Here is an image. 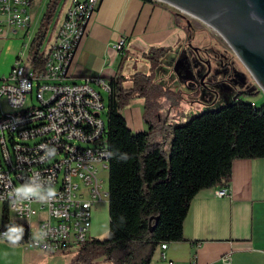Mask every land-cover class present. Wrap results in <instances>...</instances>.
I'll use <instances>...</instances> for the list:
<instances>
[{
    "label": "built area",
    "instance_id": "2783aa9c",
    "mask_svg": "<svg viewBox=\"0 0 264 264\" xmlns=\"http://www.w3.org/2000/svg\"><path fill=\"white\" fill-rule=\"evenodd\" d=\"M99 1L70 0L45 65L33 71L32 56L21 53L9 74L0 79V205L8 217L14 214L23 221L9 218L25 230L14 246L50 255L75 253L93 239L96 206L107 200L108 207L103 174L109 169L110 150L98 90L109 94V82L102 77L66 82ZM31 5L30 0H0V38L29 28ZM126 46L127 38L122 36L114 49L121 53ZM33 96L40 111L26 105ZM2 102L11 112L2 109ZM41 145L54 148L55 155L46 157ZM36 175L52 178L55 199L42 203L32 198L14 206L10 193ZM216 196L229 197V187L219 188ZM6 231L0 223V242L10 244L3 236ZM166 250L167 243H161L153 264H175L166 257ZM190 264H196L195 257Z\"/></svg>",
    "mask_w": 264,
    "mask_h": 264
},
{
    "label": "trees",
    "instance_id": "16d2710c",
    "mask_svg": "<svg viewBox=\"0 0 264 264\" xmlns=\"http://www.w3.org/2000/svg\"><path fill=\"white\" fill-rule=\"evenodd\" d=\"M153 3L152 0H141ZM32 3L33 0H30ZM59 0H48L28 52L32 70L41 69L48 54L42 51ZM177 17V15H174ZM167 48H151L143 55L153 73L117 75L109 81L107 143L108 235L86 240L68 264H153L161 243L183 240V221L195 195L225 187L236 160L264 159V106L255 108L238 100L192 116L172 130L170 155L151 143L152 118L161 101L172 92L155 80L154 71ZM134 100L143 103L146 132L133 134L122 116ZM1 226H13L5 208Z\"/></svg>",
    "mask_w": 264,
    "mask_h": 264
},
{
    "label": "crops",
    "instance_id": "0c3cea01",
    "mask_svg": "<svg viewBox=\"0 0 264 264\" xmlns=\"http://www.w3.org/2000/svg\"><path fill=\"white\" fill-rule=\"evenodd\" d=\"M152 1L100 0L75 51L66 82L80 83L91 77H102L109 82L119 74L129 80L136 64L146 61L143 55L151 48L170 49L179 27L177 17L172 6ZM69 5L70 0L61 19L53 25V34L43 51L46 54L52 49ZM32 18L31 15V22ZM29 31L30 26L0 38L5 40V44L0 41L3 50L0 79L9 74L16 57L26 47L23 38ZM122 36L127 38V46L117 53L114 45ZM133 102L129 105L133 107L131 113L141 124L137 131L146 132L143 103ZM127 110L122 112L125 121ZM158 122L159 126H165L167 120L161 124L158 117ZM228 187L227 198L216 196L219 187L195 195L183 221V240L167 244L165 254L169 260L190 264L195 257L196 264H264V159L234 161ZM59 256L23 247L19 264H68Z\"/></svg>",
    "mask_w": 264,
    "mask_h": 264
},
{
    "label": "rangeland",
    "instance_id": "374dc122",
    "mask_svg": "<svg viewBox=\"0 0 264 264\" xmlns=\"http://www.w3.org/2000/svg\"><path fill=\"white\" fill-rule=\"evenodd\" d=\"M69 0H59L57 13L52 20L42 51L46 50L49 39L53 34V25L58 22L64 12ZM48 0H33L29 13L32 15L30 31L27 37L23 38L26 47L21 51L27 57L28 47L38 28L42 15L45 12ZM174 14L177 13V28L174 40L170 45V51L160 57V64L154 71L155 80L161 83L164 88L172 93L168 94L162 101L159 109L154 113L161 117V124L167 120L166 125H158V117L152 118V125L155 126L151 143L158 145L164 155H170V143L172 130L174 127L181 126L190 117L201 114L208 110H215L220 106L231 102L235 96L239 95L238 100L251 104L255 108L264 106V93L259 89L252 76L241 63L238 57L225 40L210 26L199 19L185 14L172 8ZM0 39L4 42L5 40ZM0 42V43H2ZM3 44V45H4ZM2 46L0 47V62L3 59ZM139 70L148 75L153 73L148 61H142V65L136 64L135 70L130 75ZM103 99L104 110L100 114L102 121L108 129L107 111L109 106V94L106 91L98 90ZM134 100L133 103H140ZM27 106L33 105L38 108L39 104L34 96L28 100ZM132 105V104H131ZM126 123L129 130L133 133L137 131L141 124L135 120L131 111L132 106L127 107ZM2 109L9 113L11 110L2 102ZM125 119V118H124ZM145 130L147 129L146 126ZM31 143V142H29ZM104 191H108V171L103 174ZM2 205H0V222ZM97 213L92 221V231L94 239H105L108 235V209L107 200L96 206ZM9 218L13 222L18 221L14 214ZM37 221V219H34ZM96 228V230H94ZM12 244L0 242V262L2 264H19L20 255L23 247L14 249ZM74 253L60 255L63 263L69 262ZM153 262H156V256ZM95 264H108L97 261Z\"/></svg>",
    "mask_w": 264,
    "mask_h": 264
},
{
    "label": "water",
    "instance_id": "95a60500",
    "mask_svg": "<svg viewBox=\"0 0 264 264\" xmlns=\"http://www.w3.org/2000/svg\"><path fill=\"white\" fill-rule=\"evenodd\" d=\"M156 1L199 19L219 33L264 93V0Z\"/></svg>",
    "mask_w": 264,
    "mask_h": 264
},
{
    "label": "clouds",
    "instance_id": "9594fccd",
    "mask_svg": "<svg viewBox=\"0 0 264 264\" xmlns=\"http://www.w3.org/2000/svg\"><path fill=\"white\" fill-rule=\"evenodd\" d=\"M252 19H257L255 14H251ZM42 149H45V156H54L55 149L48 148L47 145H41ZM45 185H48L47 187ZM13 197V205H17L25 200L35 198L36 200L47 203L55 199L57 192L52 184V178L42 179L38 175L30 177L24 184L15 187L10 193ZM25 230L22 226L13 225L8 227L7 231L3 233V236L12 245H18L24 237ZM46 233H41V236Z\"/></svg>",
    "mask_w": 264,
    "mask_h": 264
},
{
    "label": "bare ground",
    "instance_id": "6f19581e",
    "mask_svg": "<svg viewBox=\"0 0 264 264\" xmlns=\"http://www.w3.org/2000/svg\"><path fill=\"white\" fill-rule=\"evenodd\" d=\"M33 111H40V104H39L38 108H33Z\"/></svg>",
    "mask_w": 264,
    "mask_h": 264
}]
</instances>
